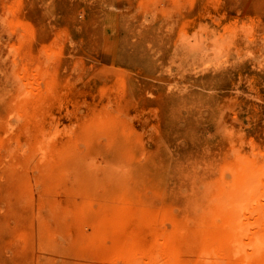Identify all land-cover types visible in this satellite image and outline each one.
<instances>
[{
	"label": "rangeland",
	"instance_id": "obj_1",
	"mask_svg": "<svg viewBox=\"0 0 264 264\" xmlns=\"http://www.w3.org/2000/svg\"><path fill=\"white\" fill-rule=\"evenodd\" d=\"M263 211L264 0H0V264H264Z\"/></svg>",
	"mask_w": 264,
	"mask_h": 264
},
{
	"label": "bare ground",
	"instance_id": "obj_2",
	"mask_svg": "<svg viewBox=\"0 0 264 264\" xmlns=\"http://www.w3.org/2000/svg\"><path fill=\"white\" fill-rule=\"evenodd\" d=\"M239 172H240V171H239ZM249 175H250V174H249ZM252 176H253V175H252ZM252 176H251V177L249 176L248 178L253 179ZM255 176H256V174H255ZM253 180H254V179H253ZM253 180H252V181H253ZM249 181H250V179H249ZM249 181H247V183H248ZM243 183H244V182H243ZM247 183H245V184H247ZM249 184H250V183H249ZM246 186H247V188L249 187L248 185H246ZM243 187H245V185H243ZM232 188H234V187H232ZM247 188H246V189H247ZM246 189H245V190H246ZM238 191H239V190H238ZM240 192H242V190H241ZM240 192H239V194H240ZM239 194L237 195V196H238L237 199H239V200H240V203H243V204L240 205V203L238 204L237 201H236L237 203L235 202V204L240 205V208H241L242 206L244 207L245 204H244L243 200L240 199ZM234 198H235V197H234ZM234 198H233V199H234ZM243 199L245 200V198H243ZM231 202H233V201H230V204H231ZM227 205H229V204H227ZM238 205H236V206H234V207H237ZM230 206H231V205H230ZM245 206H246V205H245ZM243 207H242V208H243ZM225 208H227V207H225ZM240 208H239V209H240ZM234 209H235V208H234ZM236 209H238V207H237ZM225 210H226V209H225ZM228 210H229V209H228ZM241 210H242V209H241ZM241 210H239V211H241ZM236 211H237V210H236ZM242 211H243V210H242ZM242 211H241V212H242ZM263 212H264V211H263ZM263 212H262V214H263ZM260 214H261V213H260ZM224 215H225V214H224ZM235 216H236V213H235ZM238 216H241V215H238ZM238 216L236 217V219L238 218ZM242 216H243V215H242ZM258 217H259V216H258ZM263 217H264V215H263ZM261 218H262V217H261ZM259 219H260V218H259ZM242 220H243V219H240V221H242ZM261 220H263V221H261ZM261 220H260L261 222H260V224H259L260 226H257V230H256V231H257V234L255 235L256 238H255L254 240H252L253 242L250 241V242H252L251 244H253V246L257 249V251H259V250L261 251V250H262L261 247H264V246H263V245H264V219H261ZM242 222H243V221H242ZM224 224H225V223H224ZM224 224H223V225H224ZM242 225H243V223H241V226H242ZM239 226H240V225H239ZM223 227H224V226H223ZM226 227H227V226H226ZM258 227H261V228L259 229ZM241 229H243V231H245L244 228H243V226L240 228V230H241ZM232 230H235V229L232 228ZM236 230H237V229H236ZM258 230H259V231H258ZM241 231H242V230H241ZM231 232H232V231H231ZM238 235H239V236H238ZM238 235H237L236 233L232 232V233L230 234V240L232 241V245H233V243H234V245H236V246L238 245V246H237L238 248H239V247L241 248V247H242V246H241V240H240L238 237H242V236L244 235V232L242 233V236H241V234H238ZM237 236H238V237H237ZM243 238H244V236H243ZM229 242H230V241H229ZM242 244H243V242H242ZM251 244H249V245H251ZM253 246H251V247H253ZM234 247H235V246H234ZM254 247H253V248H254ZM238 248H237V250H238ZM240 248H239V249H240ZM255 248H254V250H256ZM260 248H261V249H260ZM258 249H259V250H258ZM260 251H259V252H260ZM207 253H208V252H207ZM207 253H206V254H207ZM156 255H157V254H156ZM156 255H155V256H156ZM156 258H157V257H156ZM206 258H207V257H206ZM261 259H262V258H261Z\"/></svg>",
	"mask_w": 264,
	"mask_h": 264
}]
</instances>
